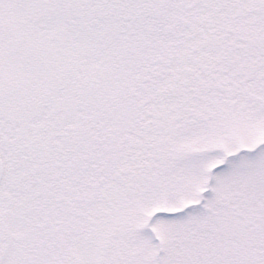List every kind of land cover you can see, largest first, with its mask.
Listing matches in <instances>:
<instances>
[{
  "label": "snow or ice",
  "instance_id": "6c2138e0",
  "mask_svg": "<svg viewBox=\"0 0 264 264\" xmlns=\"http://www.w3.org/2000/svg\"><path fill=\"white\" fill-rule=\"evenodd\" d=\"M0 264H264V0H0Z\"/></svg>",
  "mask_w": 264,
  "mask_h": 264
}]
</instances>
